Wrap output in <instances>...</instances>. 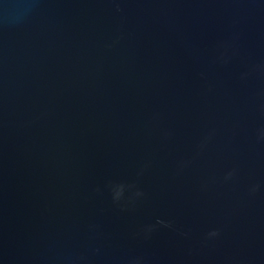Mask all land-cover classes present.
Listing matches in <instances>:
<instances>
[{"label": "water", "instance_id": "water-1", "mask_svg": "<svg viewBox=\"0 0 264 264\" xmlns=\"http://www.w3.org/2000/svg\"><path fill=\"white\" fill-rule=\"evenodd\" d=\"M0 264H264V0H0Z\"/></svg>", "mask_w": 264, "mask_h": 264}, {"label": "clouds", "instance_id": "clouds-1", "mask_svg": "<svg viewBox=\"0 0 264 264\" xmlns=\"http://www.w3.org/2000/svg\"><path fill=\"white\" fill-rule=\"evenodd\" d=\"M212 235H215V233H212Z\"/></svg>", "mask_w": 264, "mask_h": 264}]
</instances>
